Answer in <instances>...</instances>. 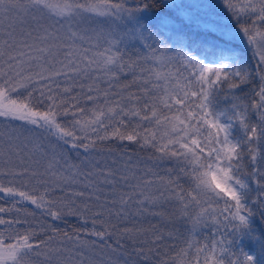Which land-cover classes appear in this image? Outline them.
I'll return each mask as SVG.
<instances>
[{
    "label": "snow or ice",
    "instance_id": "snow-or-ice-1",
    "mask_svg": "<svg viewBox=\"0 0 264 264\" xmlns=\"http://www.w3.org/2000/svg\"><path fill=\"white\" fill-rule=\"evenodd\" d=\"M0 118V264H264V0H0Z\"/></svg>",
    "mask_w": 264,
    "mask_h": 264
},
{
    "label": "rangeland",
    "instance_id": "rangeland-1",
    "mask_svg": "<svg viewBox=\"0 0 264 264\" xmlns=\"http://www.w3.org/2000/svg\"><path fill=\"white\" fill-rule=\"evenodd\" d=\"M130 79V78H129ZM65 118L62 117V120H64ZM0 122H2V118H0ZM107 154V150H105V155ZM113 154L117 157L120 156L119 153H117L116 151H113ZM68 156H69V160L72 163H79V159L77 158L76 152L72 151V150H68ZM126 158V157H125ZM164 169V166L162 167ZM159 169H154V171H158L160 172L161 175H163L166 171V169L164 170ZM2 195V194H0ZM18 199V198H17ZM171 206L175 207L174 203H165L162 204V206L157 207L156 209H154V211L160 213V215H150V214H146L144 217H138L135 221V223L133 222H129L127 224L128 227L134 228V229H141V234L137 237L138 240L140 241H150L151 240V236L153 233V228L151 229L150 227L148 228L146 225V223L149 220H154L156 219V217H159V219L161 220V222H159V224L156 226V231H162L165 228V223H166V228L165 233L167 232H172V225L170 222H166V220L168 221H172L174 220V218L172 216L167 217L163 212V210H172ZM0 207H5L6 209L8 208H12V204L11 201L8 200H0ZM17 207L21 208V211L18 213L14 208L11 212H5L3 214H0L3 216L4 219H21V220H27L29 223H32L33 225H35L38 221L45 219L44 217L41 216V210L39 209H35L34 205H31L30 203L24 202L21 205H17ZM222 207V205H221ZM27 209L28 213H34V215H26L24 209ZM70 219V220H69ZM66 220L70 221L69 223H71L73 226H81V222L76 219L75 217H67ZM74 221V222H72ZM159 221V220H158ZM76 222H80L79 224ZM56 223V222H55ZM56 226H58V224L56 223ZM90 226V225H89ZM145 226V227H144ZM27 227V225H22V226H15L13 229H11V231H20L23 232L24 229ZM182 228V226H180V222H178L177 220L175 221V229L178 228ZM7 231L5 232V235H7ZM43 238V237H41ZM199 239L203 240V234H201L200 237H198ZM130 245V242H129Z\"/></svg>",
    "mask_w": 264,
    "mask_h": 264
},
{
    "label": "trees",
    "instance_id": "trees-1",
    "mask_svg": "<svg viewBox=\"0 0 264 264\" xmlns=\"http://www.w3.org/2000/svg\"><path fill=\"white\" fill-rule=\"evenodd\" d=\"M252 67L254 68L255 67V64H254V62H253V64H252ZM253 86L251 85V84H249V85H247V86H245L244 87V90H243V92L241 93V92H238L237 93V95H241V96H243V95H245V94H248V99H247V103H251V99H250V97H251V88H252ZM65 120V119H64ZM65 122H67L66 120H65ZM120 142H118V141H113L111 144H108V145H106L105 146V150H107V148L108 147H111L112 149H113V151H116L117 153H119V154H121V152H123V153H128V154H131L132 156H133V159L135 160L137 157H142V158H144V159H147V157H148V155H149V153L148 152H143V151H139L138 150V148H137V146L136 145H129L128 144V142H124V146L122 147V148H117L116 147V145L117 144H119ZM168 167H170V165H168V164H165L164 165V169H167ZM161 170L163 169V168H160ZM163 169V170H164ZM157 170V169H156ZM185 187H187V185L185 184ZM171 208H172V210H163V212L162 213H164L167 217H170V216H172L173 218H174V220H173V222L172 221H168V220H166V222H170L171 223V225H172V232H174V233H176L177 232V229H175V221H176V215H177V212H176V206L175 207H173V206H171ZM70 220V219H69ZM159 220V221H158ZM70 221H68V220H65V221H57L56 223L58 224V228H60V229H62V230H67V231H72L73 230V228H77V227H81V226H73L71 223H69ZM72 222H74V221H72ZM159 222H161V220L159 219V217H156V219H154V220H149L147 223H146V225L145 226H147L148 228L150 227L151 229H152V226L153 225H158L159 224ZM76 223H80V222H76ZM144 226V227H145ZM180 226H182V228L180 227V228H178V230H179V234L177 235V239H176V241H175V243H177V244H182V237L185 235V233H184V227H183V225L180 223ZM165 228H166V223H165ZM164 228V229H165ZM162 230L163 232H165V230ZM151 239H152V236H151ZM125 243L126 244H128L129 245V241H125ZM168 244H171V243H173V241H168L167 242ZM130 246V245H129ZM162 251H164V248L162 247V249H161Z\"/></svg>",
    "mask_w": 264,
    "mask_h": 264
}]
</instances>
